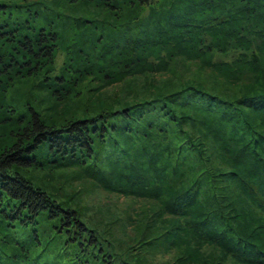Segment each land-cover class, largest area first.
<instances>
[{"label": "trees", "instance_id": "16d2710c", "mask_svg": "<svg viewBox=\"0 0 264 264\" xmlns=\"http://www.w3.org/2000/svg\"><path fill=\"white\" fill-rule=\"evenodd\" d=\"M12 8L26 18L0 21V218L44 211L53 233L106 239L72 196L23 174L80 166L156 202L183 249L170 264H264V0H0ZM87 82L98 99L71 110ZM23 84L28 115L7 113ZM153 238L124 252L106 239L104 264H132ZM13 245L0 264H42Z\"/></svg>", "mask_w": 264, "mask_h": 264}, {"label": "rangeland", "instance_id": "374dc122", "mask_svg": "<svg viewBox=\"0 0 264 264\" xmlns=\"http://www.w3.org/2000/svg\"><path fill=\"white\" fill-rule=\"evenodd\" d=\"M11 12L12 15L0 13V21L4 18L8 21L17 17H20V20L26 18V11L23 9L12 8ZM35 25L38 26L37 23ZM58 60L60 62L61 58ZM90 87L91 83L84 84L81 87L80 99L74 98L67 107L79 112L84 104L98 99L96 94L90 93ZM125 88L122 84L117 85L103 93L101 98L111 99L115 95L126 96ZM31 92L32 88L29 84H23L12 90V104L15 106V111L7 113L28 115V103H34ZM43 103L46 104L45 101ZM50 167V164H45L44 167L39 166L23 171V174L31 180L41 179L44 182L53 183L67 195L72 196L86 216H95V219L101 220L102 227H107L109 232L104 238L115 243L118 251L124 252L122 250L124 247L135 245L140 239L155 237L149 244L143 245L139 251L125 253L124 260L132 264H170L177 256L183 254L181 243H176L179 238L169 231L170 224L157 214L158 206L152 199L145 197L137 200L130 197H118L115 192L108 193L87 181L80 166L60 167L52 171ZM107 167L105 165V168ZM35 217V223L23 224L17 218L12 221V225L8 224L7 219L0 218V255L2 258H5L4 253H10L13 244L19 241L26 244L30 255L42 264L105 263L106 239L97 243L89 241L87 231H82V235L76 238L72 237L74 235L72 230L53 233L56 228L53 227L54 223L51 221L54 218L47 217L44 211ZM88 217H83V219L88 222ZM55 222L58 224V221ZM72 258L73 262L70 260Z\"/></svg>", "mask_w": 264, "mask_h": 264}]
</instances>
